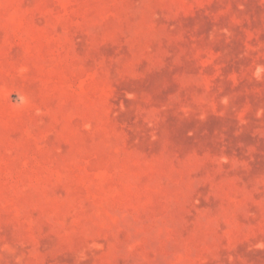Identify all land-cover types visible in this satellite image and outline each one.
Instances as JSON below:
<instances>
[{"label": "rangeland", "instance_id": "374dc122", "mask_svg": "<svg viewBox=\"0 0 264 264\" xmlns=\"http://www.w3.org/2000/svg\"><path fill=\"white\" fill-rule=\"evenodd\" d=\"M0 264H264V0H0Z\"/></svg>", "mask_w": 264, "mask_h": 264}]
</instances>
